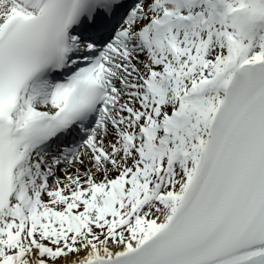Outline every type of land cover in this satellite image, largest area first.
Instances as JSON below:
<instances>
[{"label":"snow or ice","instance_id":"snow-or-ice-1","mask_svg":"<svg viewBox=\"0 0 264 264\" xmlns=\"http://www.w3.org/2000/svg\"><path fill=\"white\" fill-rule=\"evenodd\" d=\"M0 264H264V0H0Z\"/></svg>","mask_w":264,"mask_h":264}]
</instances>
